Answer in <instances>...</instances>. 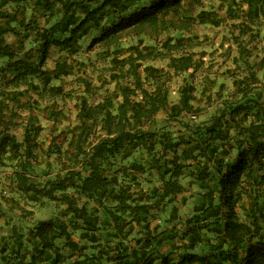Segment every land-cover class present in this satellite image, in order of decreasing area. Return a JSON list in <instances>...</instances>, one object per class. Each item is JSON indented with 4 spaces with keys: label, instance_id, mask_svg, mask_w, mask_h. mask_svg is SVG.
Instances as JSON below:
<instances>
[{
    "label": "trees",
    "instance_id": "16d2710c",
    "mask_svg": "<svg viewBox=\"0 0 264 264\" xmlns=\"http://www.w3.org/2000/svg\"><path fill=\"white\" fill-rule=\"evenodd\" d=\"M203 1L0 0V165L55 211L0 231V264H264V0ZM196 24L226 28L219 74ZM96 44L95 84L56 83Z\"/></svg>",
    "mask_w": 264,
    "mask_h": 264
},
{
    "label": "rangeland",
    "instance_id": "374dc122",
    "mask_svg": "<svg viewBox=\"0 0 264 264\" xmlns=\"http://www.w3.org/2000/svg\"><path fill=\"white\" fill-rule=\"evenodd\" d=\"M204 5L205 7H215L217 5V0H204ZM225 26L222 25L220 27H215L209 24H196L193 29L191 30V34L193 36H197V40L201 41L200 47L198 49H202L205 52V62L208 64H212L213 69H208V70H213L214 74H219L220 71H216L217 65L223 60L225 57V53H223L224 47L219 46L221 41H225L226 35L225 34ZM261 33L264 34V26L261 28ZM125 40H129L128 38L125 37ZM221 45V44H220ZM225 46V44H223ZM57 51L53 50L50 55L49 59H47L46 66L48 68H52L54 58L57 55ZM75 60H77L80 64L78 63L73 67V74L71 75H66L61 77L59 80L56 81V83H60L64 86L65 89L67 88H73V91L76 93H80L84 90V86L78 84V80L74 79L75 75L79 76H85L87 80L91 84L96 83V78H98L100 75L105 72V69L107 66H109L108 60L103 56V52L100 49V46L98 44L91 46V48H81L79 52L75 53L74 55ZM70 59V58H69ZM159 63V62H158ZM221 66V65H220ZM219 70V69H218ZM205 71V70H204ZM202 71L199 70L195 72V84H196V94L199 96V89L202 85L200 82V75ZM197 77L199 79H197ZM179 82V81H178ZM173 85H172V91L170 94V99L175 100L177 97V93L174 91ZM74 102L75 99L73 98H66L64 100H60L59 104L63 106V111L67 114L69 122L71 123L74 117ZM35 114L39 116L38 121L43 125V129L40 133V137L44 139L45 143L47 142V138L45 137L46 135L50 137L51 131L49 129H52L51 124L52 121H49L48 118L45 117L43 110L37 109L35 111ZM162 115H160L161 117ZM203 115L199 116L202 117ZM56 123V121H55ZM68 122L64 119L61 121H57V128L63 127ZM15 132L16 136L18 139H21L22 135V129L21 128H16L15 130H12ZM64 146V142L62 143V147ZM53 160L51 157L50 160ZM7 165H0V200L2 204V213L0 215V231L4 230L5 228H8L12 222H18L19 218L21 219V223L23 225H31L33 222H35L37 219H41L44 217L49 216L52 212L54 211L53 204H41L38 206H33V207H28L24 203V198L23 194L21 191L15 187V184L13 181H11V178L9 175L13 171L12 165L10 162L6 161ZM46 163L42 162L40 163L39 168H45ZM37 171H39L37 169ZM54 171H51L53 173ZM50 173V172H49ZM49 173H45L43 170L41 172V175H46ZM38 176V175H37ZM189 178H184V183L186 184V180ZM191 192H197L195 186H189L187 187L186 191L184 192V195L188 197L187 201L185 204H181L179 202L180 200V195L179 197L176 198L174 201L175 203L178 204L179 206V211L180 212H187L190 210L191 205L198 199V196L196 195L195 198L189 197V194ZM195 195V194H193ZM170 204L167 206L165 211H168ZM32 208L33 210L31 213H26L27 210ZM25 212V213H24ZM24 215H23V214ZM20 215V217H18ZM165 215V213H164ZM164 225V224H163ZM170 225V224H167Z\"/></svg>",
    "mask_w": 264,
    "mask_h": 264
}]
</instances>
